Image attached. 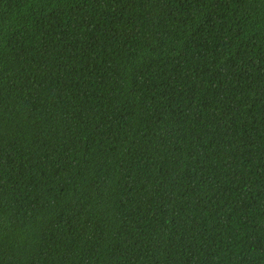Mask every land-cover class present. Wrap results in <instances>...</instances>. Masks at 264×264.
Listing matches in <instances>:
<instances>
[{
    "label": "trees",
    "instance_id": "trees-1",
    "mask_svg": "<svg viewBox=\"0 0 264 264\" xmlns=\"http://www.w3.org/2000/svg\"><path fill=\"white\" fill-rule=\"evenodd\" d=\"M0 264H264V0H0Z\"/></svg>",
    "mask_w": 264,
    "mask_h": 264
}]
</instances>
